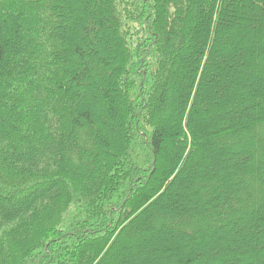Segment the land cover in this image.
<instances>
[{
	"label": "trees",
	"instance_id": "obj_1",
	"mask_svg": "<svg viewBox=\"0 0 264 264\" xmlns=\"http://www.w3.org/2000/svg\"><path fill=\"white\" fill-rule=\"evenodd\" d=\"M153 263L264 264V0H0V264Z\"/></svg>",
	"mask_w": 264,
	"mask_h": 264
},
{
	"label": "rangeland",
	"instance_id": "obj_2",
	"mask_svg": "<svg viewBox=\"0 0 264 264\" xmlns=\"http://www.w3.org/2000/svg\"><path fill=\"white\" fill-rule=\"evenodd\" d=\"M239 75H240V74H239ZM230 76H231V74H230ZM226 80H228V75L226 76ZM241 90H242V89H241ZM228 92H229V91H228ZM241 92H243V91H241ZM241 92H240V93H241ZM211 144H212V143H211ZM211 144H210V146H209L210 149H215L216 152H217L218 150L220 151V148H221V147L219 146V144H216V143H214V144H212V145H211ZM176 189H177V188H176ZM165 237H166V238H164V240H166L167 243H166L165 241H164V242H165L166 244H168V246L172 247V245H174V244H178V242H177L178 240H175V239H174V240H175V241H174L173 238L170 237V236H165ZM249 246H250V248H248V251H253L254 249L251 247V245H249ZM249 246H247V247H249ZM174 247H175V246H174ZM161 252L164 253V248H163L162 250H160V253H161ZM143 258H144V257H143ZM159 258H160V257H159ZM153 262H154V263L158 262V259H153ZM159 262H160V259H159ZM154 263H153V264H154Z\"/></svg>",
	"mask_w": 264,
	"mask_h": 264
}]
</instances>
